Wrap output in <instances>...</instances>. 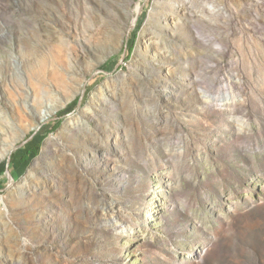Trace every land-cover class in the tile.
<instances>
[{
  "label": "rangeland",
  "instance_id": "obj_1",
  "mask_svg": "<svg viewBox=\"0 0 264 264\" xmlns=\"http://www.w3.org/2000/svg\"><path fill=\"white\" fill-rule=\"evenodd\" d=\"M0 264H264V0H0Z\"/></svg>",
  "mask_w": 264,
  "mask_h": 264
},
{
  "label": "trees",
  "instance_id": "obj_2",
  "mask_svg": "<svg viewBox=\"0 0 264 264\" xmlns=\"http://www.w3.org/2000/svg\"><path fill=\"white\" fill-rule=\"evenodd\" d=\"M131 53H132V49L130 51H128V57H130V54ZM60 124H61V119L56 118L53 121V125L51 127V131H55L60 126ZM38 148H39V145L29 148L26 151V153L24 154L23 158L21 159V162L22 163H25V162L29 161L32 155L38 153ZM15 157H16V155L13 154V156H12V162H11V165H10V171H11V173H12L13 176L17 175L16 165L13 162V160L15 159Z\"/></svg>",
  "mask_w": 264,
  "mask_h": 264
},
{
  "label": "water",
  "instance_id": "obj_3",
  "mask_svg": "<svg viewBox=\"0 0 264 264\" xmlns=\"http://www.w3.org/2000/svg\"><path fill=\"white\" fill-rule=\"evenodd\" d=\"M141 10H142V6H140V7L138 8V13H139ZM138 17H139V14H137L136 17L134 18V21H133V23H132V25H131L130 30L133 28V26H134L135 23L137 22ZM130 30H129V32H130ZM128 39H129V36H127V41H128ZM124 53H126V49H125ZM32 137H33V135H32L29 139H31ZM29 139H28V140H29ZM28 140L25 141V142H23V143H21L17 148H23V147L26 145V143L28 142ZM11 161H12V156L10 155L9 158H8V165H7V169H6V171H7V174H8V179H9L10 181H14V177H13V175L11 174V171H10V163H11Z\"/></svg>",
  "mask_w": 264,
  "mask_h": 264
}]
</instances>
